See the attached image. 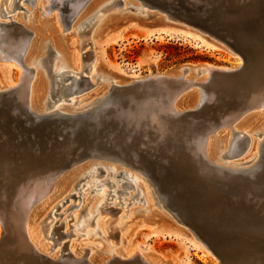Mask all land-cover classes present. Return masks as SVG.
I'll return each instance as SVG.
<instances>
[{"label": "bare ground", "instance_id": "bare-ground-1", "mask_svg": "<svg viewBox=\"0 0 264 264\" xmlns=\"http://www.w3.org/2000/svg\"><path fill=\"white\" fill-rule=\"evenodd\" d=\"M134 1L151 12L134 15L137 20L120 0H7L9 13H23L11 19L0 7V16L8 18L0 21V264H161L142 249H125L121 230L128 222L121 221L138 212L123 211L129 204L122 195L130 189L135 194L129 201L146 205L144 212L157 206L169 214L151 211L138 226L152 229L147 237L176 239L185 252L177 264H192L191 248L216 256L218 264H264V80L251 75L239 83L246 68L234 75V69L208 63L147 76L127 73L122 65L113 69L116 74L106 72L100 65L105 46L119 44L123 33L148 22L156 24L149 39L183 35L226 50L241 65L233 48L192 25L178 0ZM183 1L198 6V13L210 9L228 18L258 0ZM39 10L48 18L44 37ZM102 10H112L110 17ZM42 43L44 57L36 49ZM87 46L90 54L83 59L80 51ZM12 69L19 71L17 81L9 77ZM101 80L106 83L99 86ZM126 89L131 92L124 95ZM7 114L15 122H48L57 141L32 126L29 137L14 130ZM87 131H95L93 139L82 143ZM185 164L197 180L181 174ZM92 193L97 197L88 199ZM109 197L120 199L123 209L104 208ZM206 200L218 209L225 203L228 213L220 221L227 244L220 256L189 218L190 212L207 211L199 208ZM99 214L91 234L107 247L77 243L75 232ZM164 219L173 229L155 228ZM202 221L212 225L207 215ZM47 227L48 235L41 237Z\"/></svg>", "mask_w": 264, "mask_h": 264}, {"label": "rangeland", "instance_id": "rangeland-1", "mask_svg": "<svg viewBox=\"0 0 264 264\" xmlns=\"http://www.w3.org/2000/svg\"><path fill=\"white\" fill-rule=\"evenodd\" d=\"M120 1L123 4V8L125 9L124 12L129 13L137 20L138 18H136L134 15L141 16V14L144 11L148 13L151 12L146 7L141 8L140 4H138V2L134 0H120ZM128 4H130L131 6H140V8L139 10L135 11L134 8H132ZM6 5H7V0H0V7L4 9L6 8L7 17H11L12 19L13 17L17 15L23 14L22 10H18V9H16L12 13H9L8 11L10 9L9 7H6ZM19 5H21V3H19ZM24 5H25V8L31 9L29 6H27V4H24ZM111 12L112 10H108V11L102 10L100 14L103 17L104 16L110 17ZM39 19L42 23V27L44 24L48 23V18L41 15L40 10H39ZM7 20L8 18L0 16V21H7ZM22 21L24 22L23 18H22ZM153 23L154 22H148V24L143 25L144 27H141V28L140 27L130 28L125 33H123L122 40L119 42V44L109 43L108 45H106L104 59H102L100 62L101 63L100 65H102V68L105 69L106 72L108 73L113 72L116 74V72L113 69L122 65L121 66L122 70H124L127 73L138 74L140 76H147L153 72L159 73V74H165V73H168L170 70H173L175 68H178L179 66H183L187 64L188 65H198V64L208 63V64H211L217 67H227V68L234 69V70H231L232 73L240 72L241 70H244L246 66H248L247 62H245L244 59L242 58L241 65L238 67V63H239L238 58L229 54L226 50L221 49V48H208L204 46L200 41L194 40L192 38H188L183 35L172 34L171 36H164L161 39H157L156 37H152L151 39H149L148 31L151 29H154V25H156ZM95 27H96V24L93 26V29ZM256 29L260 32L262 31L261 27L260 28L257 27ZM89 30L90 29L88 27L86 28L85 32L87 31L89 33ZM46 31L47 30H44V27H43V29L41 30L43 37ZM65 36L69 37L67 35ZM60 38L61 37H57L58 40H60ZM262 47H264V43H262ZM36 49H37V54H38V52H40L43 49V43L42 45L38 44ZM89 50H90V46H87L80 51L82 58L84 57L83 59H85L87 55L90 54ZM40 54L43 57L46 55L44 53V49L42 53ZM263 62H264V57L260 59L259 56H256L254 58V61L252 62L253 65L251 66V69H249V71L246 74L239 75L241 78L240 77L237 78L240 81L239 83L245 80H249L251 75H255V77L257 76L256 79L258 83L259 82L261 83V81L264 80V63ZM9 77L13 81H17L19 79V71L16 69H12L9 74ZM45 79H46L45 81L47 82L48 80L46 76H45ZM2 80H3V70L0 69V81ZM104 83L106 82L102 80L97 81V84H99V86L103 85ZM238 85L237 84L235 85L236 88H238ZM214 86L216 88L217 83ZM130 92H131L130 89L122 90V93L124 95H127ZM220 94H221L220 92L217 93L218 98L220 97L222 98L224 95V94H221V95ZM214 105H216V102L211 103L209 105L210 106L209 109L213 107ZM229 133H231V131H229ZM101 179H103V176L101 178H98V180H101ZM88 180L89 179L87 178L85 181L81 182L80 186L83 183L87 182ZM76 181L77 179L75 180V182ZM143 185H146V184L143 183ZM106 188L107 189H105V191L106 190L108 191L109 187H106ZM130 194H135V190L130 189L128 190V192L125 193L124 196L122 195V197L127 198V200H124V205L129 204V206H127V208L123 211H125V214L126 213L128 214V211L131 209H133V211L138 210V212H134V215L121 221V222H128L126 226V230H123V231L121 230V236H122L123 242H125V249L127 250H133L135 248L142 249V252L145 256H147L148 258H151L152 260L158 261L161 264H175V263L177 264V262L184 256L185 252L176 239L172 238L171 236L167 238H162V237L152 238L151 236L147 237L152 229L141 228L138 226L139 224L142 223V221H146V219H148V217L151 215V211L157 212L158 214L164 213L166 217L167 216L169 217V214H167L165 210L160 209L157 206H154V209L151 207L149 212H144L143 210L147 206L142 205V203L139 202L137 199H133L129 201ZM96 195L97 194L92 193L91 195L88 196V199L93 200L95 199V197H97ZM79 196L80 195L77 192V197ZM120 201H121L120 199L109 197L107 198V201L105 205H103V207L106 209H110L111 207L112 210L113 208L114 210H121L123 208L119 204ZM68 213H71V212H68ZM51 218L48 220V223H51V220H52ZM101 218H102V215L99 214L97 218L95 219V221L91 222L88 226L83 227V229L76 231L75 237H74L76 242L79 243L81 241H99L105 247H107V245L101 239L100 235L91 234V232H93L96 229L97 222L101 220ZM71 220L72 218L69 217L68 221L70 222ZM164 220L155 222L156 223L155 228L158 229L159 231H170L171 229H173V227L169 224L171 223V221L168 222V220L167 221L166 220L164 221ZM145 223H148V222H145ZM114 224H116V221L114 222ZM217 224L222 225L223 223L218 222ZM50 226L51 224L48 225L49 230H50ZM48 227L43 229V231L40 232L41 237H45L48 235V232H49V230H47ZM178 228L180 229L181 227L178 226ZM189 234L193 236L191 232H189ZM189 246H190V243H189ZM189 256H190V262L192 264H218L216 256H213L207 251H204L202 249L191 248L189 252Z\"/></svg>", "mask_w": 264, "mask_h": 264}, {"label": "water", "instance_id": "water-1", "mask_svg": "<svg viewBox=\"0 0 264 264\" xmlns=\"http://www.w3.org/2000/svg\"><path fill=\"white\" fill-rule=\"evenodd\" d=\"M177 2H179V6H186L185 9L188 10L187 16L190 18L192 25L202 26L207 32L213 34L220 40H223L226 45L230 46L237 53H239L244 61L247 62L248 66L245 67L247 69V72L249 71V69H251V66L253 65L252 62L254 61V58L256 56H259L260 59L264 57V47H262V43H264V0H258L253 8L247 9V11L243 12H235L228 18H224L220 14H217L210 9L206 10V14H201L198 13V10L200 9L198 6L194 8L193 6L190 7L191 5H184L183 0H178ZM163 4L165 5V3ZM179 13L181 12L177 13L176 11L175 14ZM257 27H261L262 31H258L256 29ZM230 73L236 75L240 72ZM3 111L7 110L4 108ZM7 117V122L13 123L15 125L14 130H19L20 133H22L23 131V133H25L28 137L30 131L33 132V130L36 129L35 131H44L43 137H46V139H48L49 141H57V136L55 137L53 135V132L55 130L48 129L49 127L47 128V126H49L48 122L33 124L31 121L30 124H27L25 122H23V124L20 120L15 122L16 120L10 114L9 116L7 114ZM30 126L33 127V130L29 129ZM26 129L29 131H27ZM92 132L94 133L95 131H87V134H83V136L85 135L86 137L84 136V138L82 140L80 139V141L82 143L85 141L91 142L93 138L92 136H90V134H92ZM193 170L194 169H192L189 164H185L183 165L181 174H186L189 176L193 175L196 179L197 175ZM191 171H193V173ZM182 178L186 179L184 176H182ZM199 191L203 192V189L200 188ZM222 203L220 204V208L218 209L217 207H215V204L212 201L206 200L201 202L199 205V208L202 207L204 209H207V211L203 214H199L200 217L197 216L195 212L189 213V218L194 220L192 224H194L201 232H203V238L205 242L217 256H220V254H224V252L227 253V244H225L224 240L225 231L223 230L221 224H217L228 214ZM223 204L225 205V203ZM205 215L210 217V223H212V225L208 226L205 222L202 221V218Z\"/></svg>", "mask_w": 264, "mask_h": 264}]
</instances>
